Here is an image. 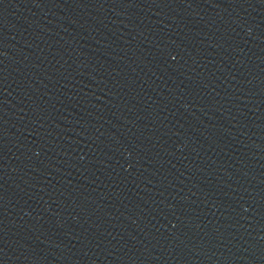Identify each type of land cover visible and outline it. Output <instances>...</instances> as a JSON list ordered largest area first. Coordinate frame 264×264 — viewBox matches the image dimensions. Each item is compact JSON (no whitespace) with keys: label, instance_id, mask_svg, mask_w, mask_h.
Masks as SVG:
<instances>
[{"label":"water","instance_id":"95a60500","mask_svg":"<svg viewBox=\"0 0 264 264\" xmlns=\"http://www.w3.org/2000/svg\"><path fill=\"white\" fill-rule=\"evenodd\" d=\"M0 264H264V0H0Z\"/></svg>","mask_w":264,"mask_h":264}]
</instances>
